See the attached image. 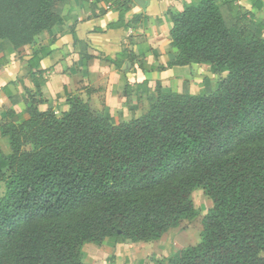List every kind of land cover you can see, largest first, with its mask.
<instances>
[{
	"label": "trees",
	"instance_id": "obj_1",
	"mask_svg": "<svg viewBox=\"0 0 264 264\" xmlns=\"http://www.w3.org/2000/svg\"><path fill=\"white\" fill-rule=\"evenodd\" d=\"M71 1L0 0V67ZM250 6L197 0L171 21L177 56L169 66L209 65L220 78L214 91L151 90L121 74L127 104L139 92L150 108L128 122L119 111L117 124L65 85L68 110L60 114L38 110L39 89L25 92L28 118L1 126L10 153H0V264H81L85 244L150 243L195 217L197 188L212 202L200 241L167 264H264V20L255 19L264 0ZM123 53L105 61L119 67ZM50 54L33 50L31 77ZM82 59L85 66L90 57ZM3 92L13 107L21 101Z\"/></svg>",
	"mask_w": 264,
	"mask_h": 264
},
{
	"label": "crops",
	"instance_id": "obj_2",
	"mask_svg": "<svg viewBox=\"0 0 264 264\" xmlns=\"http://www.w3.org/2000/svg\"><path fill=\"white\" fill-rule=\"evenodd\" d=\"M196 1L72 0L65 3L50 30L40 36L41 40L31 50L20 55L19 49L14 50L7 64L0 67V153L5 156L10 153L8 140L1 135V126L28 118L23 102L27 91L39 89V111L51 109L60 114L68 110L65 85L68 95L88 101L91 111L107 114L113 124H117L119 111L123 121L128 122L150 108V103L142 99L139 92L133 93L131 104H127L120 90L121 74L130 85L147 81L148 87L154 90L159 83L164 92L187 91L192 96L199 95L203 84L210 80L212 84L218 82L209 65L169 66L177 56L169 47L171 21L185 5ZM234 2L252 11L250 0ZM123 7H126L124 12ZM263 11L264 7L256 17ZM109 25L114 27L109 28ZM72 33L82 44L80 48L74 46ZM43 46L48 47L51 54L39 62L43 73L31 77L33 69L29 68L28 61L33 50ZM118 53L124 54L116 59L119 67L105 61V58L115 60ZM85 54L90 59L84 66ZM5 86L13 97L21 99L14 107L3 92ZM0 189L4 193L2 182ZM159 250L149 243L126 241L113 245L105 240L100 246L83 245L80 263L167 264ZM153 254L157 261L151 260ZM260 255L264 258V253Z\"/></svg>",
	"mask_w": 264,
	"mask_h": 264
},
{
	"label": "rangeland",
	"instance_id": "obj_3",
	"mask_svg": "<svg viewBox=\"0 0 264 264\" xmlns=\"http://www.w3.org/2000/svg\"><path fill=\"white\" fill-rule=\"evenodd\" d=\"M255 19L256 21L264 20V11L258 17L255 16ZM45 33L47 32H44L43 34ZM40 36H37L35 38V41H33L31 44L18 46L14 50L19 49L17 51L18 55L25 51L31 50V48L41 40ZM224 76L225 74H223L221 78H223ZM217 77L219 82L220 78L219 76ZM218 82H214L212 84L210 80V84H207L205 90L207 92L213 91V89L217 87ZM140 111H142V109H140ZM31 149L32 146L30 145L23 146V151H30ZM4 193L0 189V195L3 194L4 196ZM191 201L193 204V208L196 212L195 217L191 220L182 221L177 228L168 230L161 237L149 243L154 244L157 250L159 248V251H162V253H160V256L166 261L170 259L176 251L180 249H186L187 247L195 246L200 241L202 220L206 216V214L212 209V202L205 195L204 191L201 188H197L191 193ZM155 257L156 255L153 254L151 260H154Z\"/></svg>",
	"mask_w": 264,
	"mask_h": 264
}]
</instances>
